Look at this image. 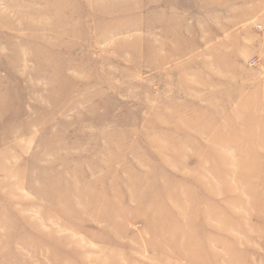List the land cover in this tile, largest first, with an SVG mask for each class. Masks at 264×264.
I'll use <instances>...</instances> for the list:
<instances>
[{
	"label": "rangeland",
	"instance_id": "obj_1",
	"mask_svg": "<svg viewBox=\"0 0 264 264\" xmlns=\"http://www.w3.org/2000/svg\"><path fill=\"white\" fill-rule=\"evenodd\" d=\"M0 264H264V0H0Z\"/></svg>",
	"mask_w": 264,
	"mask_h": 264
}]
</instances>
